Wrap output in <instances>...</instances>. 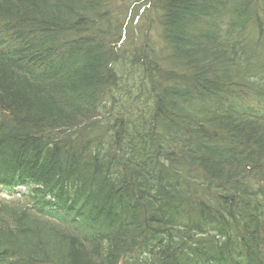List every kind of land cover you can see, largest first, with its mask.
Here are the masks:
<instances>
[{
    "label": "trees",
    "instance_id": "16d2710c",
    "mask_svg": "<svg viewBox=\"0 0 264 264\" xmlns=\"http://www.w3.org/2000/svg\"><path fill=\"white\" fill-rule=\"evenodd\" d=\"M0 264H264V0H0Z\"/></svg>",
    "mask_w": 264,
    "mask_h": 264
},
{
    "label": "rangeland",
    "instance_id": "374dc122",
    "mask_svg": "<svg viewBox=\"0 0 264 264\" xmlns=\"http://www.w3.org/2000/svg\"><path fill=\"white\" fill-rule=\"evenodd\" d=\"M131 1V0H130ZM130 3V2H129ZM137 6L133 5L132 11L136 10ZM144 18V17H143ZM142 19V18H141ZM142 22V20H141Z\"/></svg>",
    "mask_w": 264,
    "mask_h": 264
}]
</instances>
